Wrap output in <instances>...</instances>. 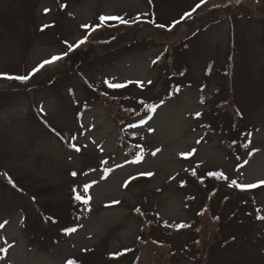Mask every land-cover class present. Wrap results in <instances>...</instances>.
<instances>
[{
  "label": "rangeland",
  "instance_id": "1",
  "mask_svg": "<svg viewBox=\"0 0 264 264\" xmlns=\"http://www.w3.org/2000/svg\"><path fill=\"white\" fill-rule=\"evenodd\" d=\"M239 1L249 14L194 22L207 7ZM193 11L171 35L156 25ZM115 36L124 43L100 52V40ZM161 54L186 71L181 92L167 90L166 67L154 63ZM54 56L63 58L44 64L52 77L42 86L0 80V264H133L137 205L172 225L194 218L181 186L193 182L190 170L222 171L219 194L235 179L264 181V0H0V75H30ZM102 96L146 97L151 109L119 124ZM218 101L247 131L240 160L221 133L204 137L200 124L215 118ZM257 196L264 216V189ZM247 235L219 248L213 264H264V219ZM122 249L133 254L108 257Z\"/></svg>",
  "mask_w": 264,
  "mask_h": 264
},
{
  "label": "trees",
  "instance_id": "2",
  "mask_svg": "<svg viewBox=\"0 0 264 264\" xmlns=\"http://www.w3.org/2000/svg\"><path fill=\"white\" fill-rule=\"evenodd\" d=\"M237 4L236 7L233 3L225 4L223 7L222 5L219 7H207L203 11L204 15L199 16L194 22L200 25L201 21H205V23H208L207 25H210L215 23L217 17L219 19L221 16H230L232 12L239 15L249 14L247 10L250 9L249 7H241L243 1H239ZM196 16L197 15L187 16L179 23H175L176 25L171 26V28L163 27L162 29L165 30L167 34L171 35L179 28H182V26L192 24L191 21H193ZM147 24H150V22ZM196 31L197 30L193 31V35ZM127 38L129 42L133 43V37L127 36ZM120 43H124V40L117 36L112 37L110 40L102 39L100 40L98 49L100 52H106L111 49H116L117 44ZM95 53L96 51L93 50L91 55H95ZM155 63H159L166 67L167 78H165V80L167 81L166 86L169 88L168 90L171 93L180 91L182 88V80L180 79L184 78L186 71L183 72L179 70L178 72L175 68H172L171 59L168 56H164V54L159 55ZM46 67L30 75L26 80L16 79V77L8 79L2 78L0 80L5 82L9 81V85L15 88L25 87L23 85H30V87L42 86L41 84L46 82V79L48 80L52 77V73L44 70ZM41 71L44 72L45 76L44 74H39ZM210 74L211 73H209V75ZM19 84L20 86H18ZM200 88L204 90V88L199 87V89ZM202 96L201 100L207 99L205 94ZM102 97L104 98L105 104L111 107V110L115 112L116 115H121L119 124L133 117L141 116L143 112L148 111L149 104L151 103L146 97L138 99V103L136 101L127 103L125 96H115V99L109 96L114 100V104L113 100H110L109 97L108 99L104 96ZM216 106L217 109L213 110L215 118H209L208 121L204 120L206 123L200 124V126L204 128V137L209 138V136L213 134L221 133V141L224 143L227 151L240 160L241 152L238 150L240 148L242 151L247 148V143L245 142L247 131L240 127V120L236 118L235 114L233 115L230 113V118L228 120L226 119V104L219 103L218 101V105ZM197 114H199L197 116L201 119L203 112H198ZM121 131L124 133L123 126H121ZM195 168V170H190L189 172V176L192 177L193 182L190 184L189 181L188 184L183 182L181 185L180 181V185L183 188H189L185 197L186 206L189 210H192L194 217L190 219L189 223L180 224L178 226L165 223L160 220L158 212H155L154 209H151L149 214H147L143 211L145 208L142 205H137L135 207L134 213L140 216L143 226L139 234V242L135 246L136 256L133 259V264H144L142 260L143 252H146L147 256L152 258V261L148 264H171L172 260L178 264L181 257L195 264H213L212 258L219 248H225L230 244H234L235 240L239 238L244 241L251 229L255 228L257 223L263 220V207L259 204V197L257 195L264 189V184L260 183L255 184L257 185L256 187H246L247 185H242L239 180L235 179L227 184L224 192L225 194H219V192L221 193V187L219 188L217 186L218 183L227 179V177L222 174V171L210 169V171L204 173L205 175H202L203 169L201 167L199 168V166ZM213 173H215V175H213ZM210 177H213V184L209 182ZM141 180L144 181V178ZM230 190L231 192L227 193ZM75 206L78 211L74 208L70 211L73 219L80 217L79 210L81 205L75 203ZM153 213L157 214L156 219L149 216ZM177 233L189 234L190 237L184 240L181 239V237L179 238V236H175ZM242 234L245 235L241 236ZM123 250L124 249L115 254L108 252V257L111 259H119L127 254H133V251L123 254ZM156 253L159 254V257L153 256ZM69 261H73L74 264H81V262H78L75 258L68 259V262ZM92 262L85 259L83 264H93Z\"/></svg>",
  "mask_w": 264,
  "mask_h": 264
},
{
  "label": "snow or ice",
  "instance_id": "3",
  "mask_svg": "<svg viewBox=\"0 0 264 264\" xmlns=\"http://www.w3.org/2000/svg\"><path fill=\"white\" fill-rule=\"evenodd\" d=\"M197 7H199V5H197ZM186 15H190V13L186 14ZM101 22L107 21V20H111V19H119L121 20L122 23H128V21L123 20L121 17H110V16H101L100 18ZM175 23H179V21H176ZM158 27H164V25H157ZM84 41H81V43H83ZM72 45H68V49L69 51L72 50ZM64 55H67V53H64ZM62 57L60 56H54L51 58V60H45L39 67L42 68L44 66V64H48V63H53L54 61L61 59ZM39 69H35L34 71H38ZM16 79H20V80H26L27 77L26 76H21V77H16ZM106 83H109L108 81H105ZM109 87H113V88H117V87H123V85H119V84H111L109 83ZM199 115V114H197ZM79 150V149H77ZM73 175H75V173H73ZM142 175H152V173H142ZM213 175H215V173H213ZM222 175V174H221ZM261 184H264V181L260 182ZM257 185H247L246 187H256ZM77 199H80L79 196H77ZM262 219H264V217H262ZM0 227H2V225H0ZM69 231H75V229H71ZM0 251H6L5 249H0ZM68 264H74L73 261H69Z\"/></svg>",
  "mask_w": 264,
  "mask_h": 264
}]
</instances>
